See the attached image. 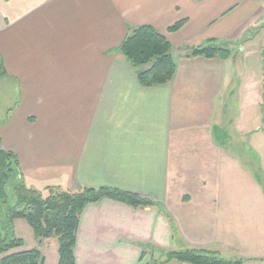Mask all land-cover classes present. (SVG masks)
I'll return each mask as SVG.
<instances>
[{"label": "crops", "instance_id": "crops-1", "mask_svg": "<svg viewBox=\"0 0 264 264\" xmlns=\"http://www.w3.org/2000/svg\"><path fill=\"white\" fill-rule=\"evenodd\" d=\"M142 25L171 45L166 85L141 87L118 51ZM207 45L229 57L187 56ZM263 46L264 0H0L4 79L19 95L0 148L25 186L114 188L162 206L87 205L75 264H150L153 252L187 249L264 264V128L251 111L263 101L243 78Z\"/></svg>", "mask_w": 264, "mask_h": 264}, {"label": "trees", "instance_id": "trees-1", "mask_svg": "<svg viewBox=\"0 0 264 264\" xmlns=\"http://www.w3.org/2000/svg\"><path fill=\"white\" fill-rule=\"evenodd\" d=\"M183 22H177L168 29L176 32ZM133 69H138L137 80L141 87L150 88L170 83L175 75L171 56V45L153 27L142 25L134 28L118 49ZM263 111H264V46L262 48ZM189 57L226 60L229 51L215 45L192 48ZM7 77L0 57V78ZM1 145V142H0ZM104 199L125 204L133 209L155 208L161 204L114 188L100 190H63L47 187L37 191L25 186L19 170L18 158L0 148V264H44L38 249L19 251L23 241L15 236L13 223L23 220L27 223L38 242L56 239L58 244L57 264H75L74 249L80 216L89 204ZM162 262L150 264H243L242 260H227L218 252L187 249L164 253ZM144 255V251L142 252Z\"/></svg>", "mask_w": 264, "mask_h": 264}, {"label": "rangeland", "instance_id": "rangeland-1", "mask_svg": "<svg viewBox=\"0 0 264 264\" xmlns=\"http://www.w3.org/2000/svg\"><path fill=\"white\" fill-rule=\"evenodd\" d=\"M249 64L251 65V67H250L251 69H250V71H246V73L243 74V78L245 81H248L249 83L254 82L255 86H254V89H252V91L249 92V94L247 92V94L249 95L250 99H253V96H256V94H258L259 97L261 98L262 92H263L262 62L260 59H259V62L256 59H253L252 63L250 61ZM18 97H19V95L17 93L16 83L14 81H9L7 79L0 78V121L6 120L9 117L8 114H9L10 110H12L15 107V104L18 100ZM252 110H253L252 114L254 115V117L258 114L259 125H260L259 128L263 129L264 128V123H263L264 122V111H263V109L260 108L258 110L257 107H251V111ZM257 110H258V113H257ZM260 136H261V138H264V133L261 132ZM261 183L264 184V181L262 179H261ZM221 202H223V201H221ZM250 210L251 209L249 206V201L248 202L245 201L244 217L248 216L249 213H251V215H252V212ZM239 216H240L239 221L241 222V215H239ZM247 220L250 223V227H251L252 226L251 222L253 220L252 219H245V222ZM234 221H236V223L238 224L236 219ZM263 224H264V220H263ZM240 225H241V223H240ZM237 228H239V226H237ZM246 228L247 227H245V229ZM16 231H17L18 235H20V237H22L24 242H25L24 248L20 249L19 251L30 250V249H34L37 247L38 244H37L35 238L33 237L32 230L30 229V227L27 225V223L25 221L21 220V225H18L16 227ZM247 231L248 230H244V233ZM249 232H250V230H249ZM248 234H250V233H248ZM49 242L50 243H49L48 247L45 245L44 246L42 245L37 249L42 254L44 264H57V262H58L57 240L52 239ZM175 251H181V250H175ZM209 251H215V252L219 253L218 250H209ZM153 255H155L154 261L162 262L163 260L166 259V255L164 253L153 252ZM227 257L228 256L226 255V256H223L222 258L227 259ZM172 262H175V261H172Z\"/></svg>", "mask_w": 264, "mask_h": 264}]
</instances>
